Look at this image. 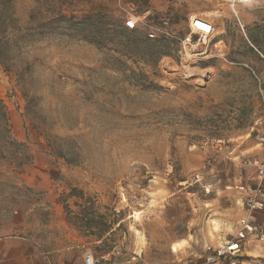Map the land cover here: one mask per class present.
<instances>
[{
	"label": "rangeland",
	"instance_id": "374dc122",
	"mask_svg": "<svg viewBox=\"0 0 264 264\" xmlns=\"http://www.w3.org/2000/svg\"><path fill=\"white\" fill-rule=\"evenodd\" d=\"M10 11L25 40L0 64L16 143L0 142V237L70 239L63 217L96 259L202 264L236 232L233 186L260 153L264 0H12ZM191 17L212 24L208 38ZM242 253L215 264H264Z\"/></svg>",
	"mask_w": 264,
	"mask_h": 264
},
{
	"label": "built area",
	"instance_id": "2783aa9c",
	"mask_svg": "<svg viewBox=\"0 0 264 264\" xmlns=\"http://www.w3.org/2000/svg\"><path fill=\"white\" fill-rule=\"evenodd\" d=\"M126 25L133 28L135 24L132 19H129ZM189 27L191 33H196L201 39L208 38L213 32L212 24L198 17L190 18ZM183 43H191V35L187 36ZM262 105L261 112L251 127V133L256 139V148L259 149L260 153L252 159H246L242 162L243 166L251 167L252 172L245 177H241L233 186L238 193L236 205L241 211L237 230L231 237L219 239L214 247H206L205 264H215L221 258L242 256V252L248 246L261 248V245L264 244V226L257 219V214L264 211V101ZM204 145L207 146L208 142H205ZM223 147V142H216L215 149L221 150ZM211 165L212 157H207L201 171L194 175L195 180L199 181L202 178L203 171H206ZM251 258L264 259V253L258 257L251 256ZM84 264H102V261L94 258L91 254H86ZM107 264L115 263L109 260Z\"/></svg>",
	"mask_w": 264,
	"mask_h": 264
},
{
	"label": "crops",
	"instance_id": "0c3cea01",
	"mask_svg": "<svg viewBox=\"0 0 264 264\" xmlns=\"http://www.w3.org/2000/svg\"><path fill=\"white\" fill-rule=\"evenodd\" d=\"M257 219L264 226V211L257 214ZM60 227L72 232L70 239L63 240L58 237L43 239L28 232L21 236L9 234L0 237V264H84L86 251L80 250L85 246L82 238L77 237L63 217L60 219ZM255 250L260 254L253 256L252 252ZM243 252L245 256L258 257L264 253V247ZM99 256L102 264L112 260L109 252ZM204 257L205 255L202 256ZM202 264H205L204 260Z\"/></svg>",
	"mask_w": 264,
	"mask_h": 264
},
{
	"label": "trees",
	"instance_id": "16d2710c",
	"mask_svg": "<svg viewBox=\"0 0 264 264\" xmlns=\"http://www.w3.org/2000/svg\"><path fill=\"white\" fill-rule=\"evenodd\" d=\"M12 0H0V64L5 66L6 50L10 47L19 45L25 40L24 34H21V28L16 23L11 11ZM160 42H167L162 38ZM161 55L167 54L165 49L159 51ZM7 114L3 101L0 99V142L13 146L14 141L8 135Z\"/></svg>",
	"mask_w": 264,
	"mask_h": 264
},
{
	"label": "bare ground",
	"instance_id": "6f19581e",
	"mask_svg": "<svg viewBox=\"0 0 264 264\" xmlns=\"http://www.w3.org/2000/svg\"><path fill=\"white\" fill-rule=\"evenodd\" d=\"M229 1H230V6L233 7V3H237L238 1H241V0H229Z\"/></svg>",
	"mask_w": 264,
	"mask_h": 264
}]
</instances>
